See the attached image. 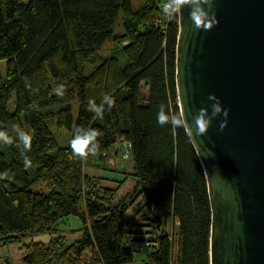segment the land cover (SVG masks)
<instances>
[{
  "label": "trees",
  "instance_id": "16d2710c",
  "mask_svg": "<svg viewBox=\"0 0 264 264\" xmlns=\"http://www.w3.org/2000/svg\"><path fill=\"white\" fill-rule=\"evenodd\" d=\"M158 16L156 0H144L137 11L133 0H0V62L6 60L5 77L0 67V132L10 140L0 143V242L54 233L70 215L83 224L73 243L64 235L33 243L27 264H130L135 252L125 245L129 238L155 239L143 264H170L173 246L178 264H210L212 210L204 167L183 127L157 123L160 105L168 114L180 113L179 15L173 14L166 31ZM121 17L129 40L122 48L126 64L118 75L104 68L89 74L88 63L115 38ZM61 85L63 95H57ZM105 96L113 101L110 109ZM89 100L103 104L102 117L87 110ZM54 107L72 131L67 145L58 144L50 129L46 111ZM81 127L97 132L96 151L83 159L70 147ZM19 131L31 136L29 151L22 153ZM126 142L136 183L115 203L120 185L108 186L107 178L84 167L107 160L113 145ZM37 182L48 191H35ZM169 218L178 221L174 241L164 229Z\"/></svg>",
  "mask_w": 264,
  "mask_h": 264
},
{
  "label": "water",
  "instance_id": "95a60500",
  "mask_svg": "<svg viewBox=\"0 0 264 264\" xmlns=\"http://www.w3.org/2000/svg\"><path fill=\"white\" fill-rule=\"evenodd\" d=\"M189 11L179 10L180 112L189 122L211 113L213 93L230 110L223 132L221 114L192 140L211 202L210 264H264V0H215L210 31L196 30Z\"/></svg>",
  "mask_w": 264,
  "mask_h": 264
},
{
  "label": "rangeland",
  "instance_id": "374dc122",
  "mask_svg": "<svg viewBox=\"0 0 264 264\" xmlns=\"http://www.w3.org/2000/svg\"><path fill=\"white\" fill-rule=\"evenodd\" d=\"M144 5V0H133L134 9L140 10ZM123 18L121 17L115 32V38L106 43L98 52L94 54L91 58L90 62L87 66V72L90 74L94 71H100V69L104 68L106 72L118 75L121 68L126 64L127 58L123 54L122 48L128 44L129 40L125 37V31L122 23ZM0 67L3 76L6 75V60L0 62ZM14 101L15 96L12 97L8 109L10 111L14 110ZM73 114L74 117L78 114L79 105L78 103L73 104ZM47 119L50 126V129L58 141V144L67 145L69 143V138L71 136V132L69 129L65 128L64 125L61 124V118L59 115V109L54 107L50 110H47ZM27 127V124L25 123ZM0 143H5L2 139H0ZM124 151V147L122 144L117 143L113 145L107 152V160L104 161L94 159L96 162L94 165L90 167L86 165L84 167L86 171L103 175L110 179H124L127 174L120 173L125 170L128 173H132L134 171L133 168V158L132 155L124 159L121 157L122 152ZM114 166H116L117 171H111ZM132 179V180H131ZM134 180L133 178H127V181L123 185L124 187L120 190L117 197L115 198V203H117L119 197L126 194L128 190L132 188ZM114 184V182H111ZM116 184V183H115ZM35 191L47 192L48 189L41 182L35 183L32 186ZM174 221L169 218L164 225V229L167 232H172L175 227L173 225ZM57 229H54V233H50L52 229L44 232H34L26 234L25 236H16L10 235L4 238L3 241L0 242V264H27L24 260L25 256L30 252L31 246L35 242H43L48 243L54 236L64 235L67 243H73L77 239H79L83 234V224L80 217L75 215H70L63 218L56 225ZM145 253H135L134 262L130 264H143V258Z\"/></svg>",
  "mask_w": 264,
  "mask_h": 264
},
{
  "label": "clouds",
  "instance_id": "9594fccd",
  "mask_svg": "<svg viewBox=\"0 0 264 264\" xmlns=\"http://www.w3.org/2000/svg\"><path fill=\"white\" fill-rule=\"evenodd\" d=\"M186 6L190 8L189 19L196 30L210 31L213 29L214 25L219 24V20L214 11L215 0H167L162 11L166 15H173L182 7ZM54 91L57 95H63V85L54 89ZM208 100L214 101L210 106L211 113H209V109L206 107L200 108L193 116L191 122L187 120L183 112H180L179 114H168L166 113L164 106L160 105L157 112V123L160 126L170 123L173 128L183 127L190 140L197 143L196 137L205 136L208 133L213 120L222 114L224 119L221 121L219 129L223 132L227 128V118L230 110L222 107L219 98L214 93L208 96ZM104 103L108 105L109 109L113 106V101L108 96L104 97ZM87 110L102 117L103 104L97 106L94 100H89ZM17 135L20 144L23 146L22 153L29 151L32 142L31 136L23 131H19ZM96 137L97 132L94 129L85 130L82 127L76 128L70 144L73 155L83 159L86 158L89 153H94L97 149V144L95 143ZM0 139L5 143L10 142L9 138L6 137L3 132H0ZM23 163L25 168L31 166V160L27 155L23 156Z\"/></svg>",
  "mask_w": 264,
  "mask_h": 264
},
{
  "label": "built area",
  "instance_id": "2783aa9c",
  "mask_svg": "<svg viewBox=\"0 0 264 264\" xmlns=\"http://www.w3.org/2000/svg\"><path fill=\"white\" fill-rule=\"evenodd\" d=\"M167 2V0H156V6L159 10V16L157 18V25L163 30L166 31L167 27L172 19L173 15H166L163 13L162 9L164 7V4ZM179 15V11L177 12ZM124 151L121 154V157L124 159H127L131 155V143L126 142L123 145ZM173 220V219H172ZM173 224H178V221H174ZM175 225H173L175 227ZM175 230V229H174ZM168 232L169 237L171 241H174V236H175V231ZM126 246L130 247L131 249L134 250L135 253H147L153 245H156L155 239L153 240H142V241H132L131 238H129L126 241ZM170 264H178L177 262V249L176 246H173L172 252H171V259H170Z\"/></svg>",
  "mask_w": 264,
  "mask_h": 264
},
{
  "label": "crops",
  "instance_id": "0c3cea01",
  "mask_svg": "<svg viewBox=\"0 0 264 264\" xmlns=\"http://www.w3.org/2000/svg\"><path fill=\"white\" fill-rule=\"evenodd\" d=\"M133 166H134V162H133ZM109 170H111V171H117V168H116V166H114L112 169L110 168ZM120 173H122V174H127L126 175V177L123 179H120V180H116V179H110V178H108V177H105V176H103V175H99V176H102V177H105V178H107L108 180L106 181V185H108V186H111V187H117V186H119L120 185V188H119V191H118V193L120 192V190L124 187L123 185L125 184V182L127 181V178H133V180H134V182H133V184L131 185L132 186V188H133V186L135 185V183H136V179H135V177L132 175V173H128V172H126L125 170H123V171H121ZM132 180V179H131ZM121 181H123L122 183H121ZM111 182H114V184H111ZM116 183V184H115ZM131 188V189H132ZM130 189V190H131ZM129 191V190H128ZM118 193H117V195H118ZM117 197V196H116ZM120 198V197H119Z\"/></svg>",
  "mask_w": 264,
  "mask_h": 264
}]
</instances>
